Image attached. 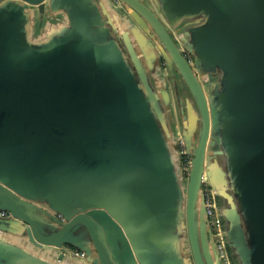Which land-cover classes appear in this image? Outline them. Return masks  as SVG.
Here are the masks:
<instances>
[{"label": "water", "instance_id": "water-1", "mask_svg": "<svg viewBox=\"0 0 264 264\" xmlns=\"http://www.w3.org/2000/svg\"><path fill=\"white\" fill-rule=\"evenodd\" d=\"M108 2L0 0V264H264V0Z\"/></svg>", "mask_w": 264, "mask_h": 264}, {"label": "built area", "instance_id": "built-area-1", "mask_svg": "<svg viewBox=\"0 0 264 264\" xmlns=\"http://www.w3.org/2000/svg\"><path fill=\"white\" fill-rule=\"evenodd\" d=\"M216 207H217L216 200L214 198H210L207 195V210H208V214H209L210 221H211V226H212V229L214 232V236L216 238V242L218 244V249L220 251L223 263L224 264H232L230 257H229V254H228V251L225 247L223 237H222V222L214 214L216 211ZM5 214H7V213L0 212V217H3Z\"/></svg>", "mask_w": 264, "mask_h": 264}, {"label": "flooded vegetation", "instance_id": "flooded-vegetation-1", "mask_svg": "<svg viewBox=\"0 0 264 264\" xmlns=\"http://www.w3.org/2000/svg\"><path fill=\"white\" fill-rule=\"evenodd\" d=\"M185 55H186V57L189 59V61L191 62V57H190V55H187V54H185ZM182 159H183V161H184V160H186V161L189 160L188 156H185V155L182 156ZM3 218H6V219H7V218H9V215H8V214H5V215L3 216ZM65 249L70 250V251H72V252H76L75 249L72 248L71 246H66Z\"/></svg>", "mask_w": 264, "mask_h": 264}, {"label": "rangeland", "instance_id": "rangeland-1", "mask_svg": "<svg viewBox=\"0 0 264 264\" xmlns=\"http://www.w3.org/2000/svg\"><path fill=\"white\" fill-rule=\"evenodd\" d=\"M203 84H204V87H205V89H206V91H207V86H208V82H203ZM174 123V122H173ZM177 132H178V130H177ZM183 148V147H182ZM182 150V152H183V149H181ZM188 163H189V160L187 161V165H188ZM186 165V166H187Z\"/></svg>", "mask_w": 264, "mask_h": 264}, {"label": "crops", "instance_id": "crops-1", "mask_svg": "<svg viewBox=\"0 0 264 264\" xmlns=\"http://www.w3.org/2000/svg\"><path fill=\"white\" fill-rule=\"evenodd\" d=\"M104 1H106V3H109L108 0H104ZM173 105H174V104H173ZM234 262H235V261H234ZM235 264H236V262H235Z\"/></svg>", "mask_w": 264, "mask_h": 264}, {"label": "trees", "instance_id": "trees-1", "mask_svg": "<svg viewBox=\"0 0 264 264\" xmlns=\"http://www.w3.org/2000/svg\"><path fill=\"white\" fill-rule=\"evenodd\" d=\"M184 163L187 165V161L186 160H184Z\"/></svg>", "mask_w": 264, "mask_h": 264}]
</instances>
